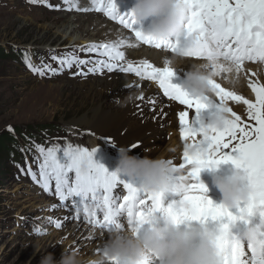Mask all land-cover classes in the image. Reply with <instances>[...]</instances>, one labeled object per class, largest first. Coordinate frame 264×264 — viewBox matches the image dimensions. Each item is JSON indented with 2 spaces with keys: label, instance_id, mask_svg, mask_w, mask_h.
I'll return each instance as SVG.
<instances>
[{
  "label": "rangeland",
  "instance_id": "374dc122",
  "mask_svg": "<svg viewBox=\"0 0 264 264\" xmlns=\"http://www.w3.org/2000/svg\"><path fill=\"white\" fill-rule=\"evenodd\" d=\"M59 2L60 0H0V135L17 133L16 145L19 149L9 156L4 153L0 156V264H105L103 260H96L100 253L108 257L115 253L117 260L120 258V251H117V247H107V241L98 243L103 232L110 238L115 232L124 233L127 229L133 240L145 243V235L140 229L154 219L152 193L144 192L142 196L136 197L131 217L130 210L124 208V182L118 174H114L123 170L120 151L111 150L112 154H109V149H113L111 145L107 148L98 136L93 138L86 127L73 123L84 115L90 116L98 105L109 108L110 111L122 106L118 92L109 89L101 91L96 87L92 89L91 83L125 78L134 83V86L130 88L124 83V88L137 91L136 83L139 79L130 72L131 75H127V72L120 70L118 64L111 65V60L104 55L107 48L103 45L88 47L73 44V41L61 39V36L53 37L54 31L64 20L69 19L58 13L62 10L56 7ZM228 6L229 10H254L246 5L235 7L232 0H228V3L220 0L218 10L224 12L222 8ZM194 12L196 15L190 17L198 24L208 18L207 13L214 14V9L208 11L198 8ZM68 14L71 19L74 18V14ZM188 23L189 20H186L183 28L176 30L179 34L176 37L181 36ZM75 32L80 34L79 29ZM27 55L32 59L30 63H26ZM61 62H66L67 66L63 67ZM151 84L155 86L153 89L156 92H164L158 84ZM262 105V108L258 106L260 109L257 116L238 120L239 124L244 125L243 131L252 137L242 145L247 155L264 153V99ZM251 121H255L253 129L246 127ZM130 125L133 122L125 123V129ZM88 129L94 132L93 128ZM239 129L241 128L237 124L227 134L216 131L215 135L209 134L205 137L206 140L185 151L187 157L183 166L190 165L187 175H192L191 170L202 161L208 170L211 168L209 178H201L199 183H193V180H185L184 173L174 175L173 178L162 180L166 189L179 194L173 187L180 185L188 195L191 190H200L204 197L218 194L227 204L241 201L238 197L240 187L237 189L229 183L226 175L231 173L225 168V163H231L237 157L225 143L228 136H233ZM20 132L22 134H18ZM177 133L181 136L178 126ZM189 134L193 138L196 131ZM27 140L31 143H27ZM233 147L238 149L237 146ZM182 153L178 149L181 161ZM102 156L106 161H103ZM96 158H100L103 165ZM213 161L215 162L212 163ZM246 162L256 177L262 162L246 158L236 165L244 168ZM61 163L65 164V172L70 173L69 188L76 195L70 200L71 209L61 207L56 202H60V198L52 194V191L45 196L41 193L42 188L52 184L65 194L64 187L60 185H66ZM78 164L88 173V179L84 176L79 178ZM80 180H83L80 182L81 186L78 185ZM263 182L264 179L260 184ZM234 190L238 191L233 193ZM77 196L78 201L73 207L72 202ZM106 197L110 198L109 207L104 204ZM247 198L250 199V196ZM51 199H54L52 203ZM85 199L86 205L82 202ZM88 199L100 203L95 207ZM211 201L220 204L214 198ZM180 205V199L172 203L176 210ZM60 209H65L70 214L72 212L73 216H70L69 221L60 218ZM184 211L191 213L187 207ZM169 212L168 209L160 208V220L155 219L152 224V243L147 253L150 264H182L185 261V257L180 256L184 247L183 240H172L167 233L162 236L171 217ZM176 213L181 216L183 212ZM75 214H80V218L77 219ZM73 222L92 224L100 233L90 230L92 233H99L98 236L87 244L82 243L84 238L71 234V231L65 233L73 228L68 226ZM244 232L254 233L251 221H248ZM186 241L197 245L202 239L199 234L188 231ZM200 251L202 253L204 250ZM134 257L133 254L127 256L128 260L135 263ZM203 257L209 256L205 254Z\"/></svg>",
  "mask_w": 264,
  "mask_h": 264
},
{
  "label": "bare ground",
  "instance_id": "6f19581e",
  "mask_svg": "<svg viewBox=\"0 0 264 264\" xmlns=\"http://www.w3.org/2000/svg\"><path fill=\"white\" fill-rule=\"evenodd\" d=\"M119 1L127 3L130 0H60L56 7L62 10L58 13L69 19L62 22L54 31L53 37L60 38L59 36H61V39L67 38L69 41H73V44L88 47L103 45L107 48L104 51L107 55L113 54L120 67L127 68L120 70L127 72V75H131L128 70L135 71L132 75L139 79L136 83L137 91L124 88V83L130 88L134 86V83L122 78L123 76L122 79L111 82L100 80L98 83H91L92 89L96 87L101 91L109 89V91L118 92L122 106L110 111L109 108L98 105L90 116L84 115L73 123L79 127H86L85 129L93 138L98 136L102 140L101 143L106 144L107 148H110L111 145L113 149H109V154L111 150L120 151L124 164H122L123 170L119 175L124 179L126 196L129 198L131 208L134 195L149 192L154 195L156 213L160 205L170 210V200L174 195L170 191H164L163 184L159 179L168 180L174 175L187 173L189 167L183 166L187 157L185 151L206 140L205 137L209 134L215 135L216 131L227 134L228 130L237 124L239 128H242L244 125L239 124L238 120L247 116H257L259 109L263 107L264 39L259 42V45L256 40H246L247 45L245 42L237 52V56L243 58L241 61L214 56L199 47L197 49L188 47L170 49L168 45H164L160 49H155L152 45L147 44L145 36L139 31L132 32L119 24L116 19L118 12L114 15L112 13L113 9H117ZM219 1L157 0L153 4L152 1L146 3L144 0H138L149 14L156 11V13H162L171 19L177 18L176 16H184L186 20H189L187 29L182 32V38L186 37L196 24L195 21H192L194 19L191 20V17L187 16V13L198 8L214 9V17L204 20L206 25L217 26L218 21L222 18L227 23L234 25L236 18L239 17L255 31L264 33V28L254 25L256 21L250 19L252 14L256 13L257 19L264 24L263 13H258V11L221 13L218 10ZM236 4H248L256 9L264 5V0H236ZM101 5L103 8L99 10ZM108 7H111V12L107 10ZM186 8L189 9L188 12H186ZM67 12L74 14V18L71 19ZM132 14L137 18L139 12L132 10ZM77 29L80 30V34L74 33ZM72 33L74 34L72 35ZM227 33H231V30H218L217 35L221 38ZM236 36V34L233 35L231 43L236 40ZM208 38L213 40L214 37L208 36ZM196 44L200 45L201 43L197 41ZM127 65L130 66L127 67ZM151 82L158 84L166 94L156 92L153 89L155 86ZM188 104H192L191 109H188ZM213 105L222 107L223 112L216 113L213 110ZM132 122L133 125H130L126 130L125 123ZM177 126L181 136L177 133ZM88 128H93L94 132ZM191 131H196V136L193 138L189 134ZM243 136L244 133L239 132L237 137L226 141L225 146L227 148L241 147L244 144ZM79 140H81L80 136ZM92 142L95 141L92 140ZM178 149L183 152L182 161ZM60 166L64 167L62 175L66 181V185H63L65 194L62 195V198L72 199L75 196L69 188L70 173L65 172L64 163H61ZM114 166L115 163L112 167ZM236 168L237 165H234L232 171L238 172ZM104 169L107 168L104 167ZM191 172H194L197 178L205 174L202 167L192 169ZM192 177L193 175L189 174L186 179L190 180ZM138 181L141 186L136 190ZM42 189L41 193L43 192L44 196L49 195L51 191L53 194L55 191L52 184ZM193 192L196 194L181 193L179 195L184 213L179 219L173 211H170L174 223L170 230L176 236L178 233L181 236H187L189 229L199 234L203 240L197 245H193L194 242L191 241L189 244L185 243L180 256L185 257V260L193 259L194 262L200 264L204 263L202 258L205 254L209 256L206 264H247L245 261H237L232 256L234 247L238 248L242 243V240L236 239L248 224L249 218H251L250 221L256 220V222H252L253 225L257 223L264 226V208L254 207L248 210L249 208L242 204H221L217 213V227L214 230H207L205 220L199 218L196 209L191 205L194 199L199 198L210 202V198L203 197L200 191ZM59 193L55 195L58 199L61 197ZM53 200L51 199V203ZM56 202L61 207L71 209L70 202L61 203L58 200ZM90 204L97 206V203L91 199ZM186 207L188 210L195 211L193 218L197 217L196 220L187 217L189 211H184ZM59 211H61L58 212L60 218L66 221H69L70 216H73L72 212L70 214L65 209ZM85 215L87 217L86 211ZM77 218H80V214L77 215ZM73 223H69L68 226L73 228L65 233L72 232L71 234L84 238L82 243L87 244L100 233V230L92 224ZM151 224L142 226L140 229L145 235L146 242L150 241L148 234L152 229ZM73 229L80 230L75 232ZM90 230L99 233H92ZM106 235L107 233L103 232L98 243L104 240V242L107 241V247H117V251H120V258L115 260V253L110 257L100 253L96 260H103L106 262L105 264H123L127 263L126 257L133 254L134 258H138L134 264H150L145 249L142 247L144 244L133 240L127 229L124 233L122 231L115 232V239L113 235L110 238ZM190 240L192 239L190 238ZM102 247H104L103 243ZM198 248L204 251L196 253ZM247 252L250 258L248 264H264L263 252L255 251L253 256L249 251ZM181 262L182 260H180Z\"/></svg>",
  "mask_w": 264,
  "mask_h": 264
},
{
  "label": "trees",
  "instance_id": "16d2710c",
  "mask_svg": "<svg viewBox=\"0 0 264 264\" xmlns=\"http://www.w3.org/2000/svg\"><path fill=\"white\" fill-rule=\"evenodd\" d=\"M18 134H22L21 132ZM17 136V133L14 132V134L11 132L10 135H0V156L4 153L9 156L13 153L14 150L18 151L17 145L15 143V138Z\"/></svg>",
  "mask_w": 264,
  "mask_h": 264
},
{
  "label": "water",
  "instance_id": "95a60500",
  "mask_svg": "<svg viewBox=\"0 0 264 264\" xmlns=\"http://www.w3.org/2000/svg\"><path fill=\"white\" fill-rule=\"evenodd\" d=\"M200 206L202 207L203 205L202 204H200ZM208 211H209V208H207V207H202V212L203 213H208Z\"/></svg>",
  "mask_w": 264,
  "mask_h": 264
}]
</instances>
